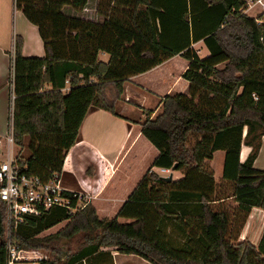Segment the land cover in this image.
<instances>
[{
  "label": "trees",
  "instance_id": "16d2710c",
  "mask_svg": "<svg viewBox=\"0 0 264 264\" xmlns=\"http://www.w3.org/2000/svg\"><path fill=\"white\" fill-rule=\"evenodd\" d=\"M88 1L14 0L45 50L43 57H24L21 37L14 39L16 162L44 180L60 173L90 105L117 115L114 103L126 79L180 55L188 62L181 75L188 92L165 95L161 113L140 127L157 150L152 167L175 166L183 177L166 181L150 171L113 217H99L90 203L73 214L53 208L25 216L12 228L14 243L48 248L49 237L38 235L65 220L51 244L78 236L76 248L38 264H77L102 247L150 264H264V233L258 245L238 241L250 210L264 209V170L253 168L264 135V22L257 21L264 18L244 14V0H97L95 19L85 12ZM197 42L207 56L193 49ZM242 144L251 152L240 163ZM217 150L224 151L222 178L236 204L230 214L213 205L216 182L208 161ZM4 229L0 200V264Z\"/></svg>",
  "mask_w": 264,
  "mask_h": 264
},
{
  "label": "crops",
  "instance_id": "0c3cea01",
  "mask_svg": "<svg viewBox=\"0 0 264 264\" xmlns=\"http://www.w3.org/2000/svg\"><path fill=\"white\" fill-rule=\"evenodd\" d=\"M96 4L97 0H89L85 12L98 19ZM16 36L22 39L21 53L24 57L44 56L37 27L15 8L14 0H0V155L5 145L6 159L9 156L6 134L13 96L11 50ZM108 57L104 52L98 54L103 62H107ZM177 57L181 56L170 57L152 69L126 79L123 91L114 103L117 115L90 105L78 129L74 146L65 154L60 172L62 188L89 196V202L94 205L99 217H113L117 213L140 180L139 174L142 176L146 170H160L151 165L157 150L142 136L140 125L145 119H154L161 113V99L165 95L188 92V82L181 77L188 62L184 69L173 71L171 62ZM107 92L114 95L113 86L110 85ZM14 147L12 144L13 156ZM250 152V146L241 145L240 163L245 162ZM215 159L218 160L217 168L214 167ZM0 161L4 160L0 158ZM223 161L222 150L215 151L208 161L216 182L215 194L219 192V197H214L213 201L216 208L215 204L233 200L232 195L226 193L228 182L222 178ZM253 168L264 170V135ZM216 170H219V176ZM171 174L172 180H177L175 178L179 174L180 179L183 177L182 171L171 170ZM233 205H236L234 201ZM118 221L131 222L124 218H118ZM263 233L264 209L253 207L238 233V241L248 240L258 245ZM77 264L150 263L136 255L121 254L114 247H102L99 254Z\"/></svg>",
  "mask_w": 264,
  "mask_h": 264
},
{
  "label": "built area",
  "instance_id": "2783aa9c",
  "mask_svg": "<svg viewBox=\"0 0 264 264\" xmlns=\"http://www.w3.org/2000/svg\"><path fill=\"white\" fill-rule=\"evenodd\" d=\"M259 4L264 12V0H244V12ZM257 19V18H256ZM258 23L264 20H258ZM14 55V42L11 56ZM69 86L66 85L64 91ZM14 96H12L11 101ZM11 117V116H10ZM12 119L9 118L6 140L9 145V156L0 161V200L4 203V223L6 230L5 264H31L33 260H42L33 251L19 248L13 241L11 231L25 216H40L53 208H65L69 214L83 208L89 201V196L67 192L61 186L60 173H54L49 179L44 180L37 175L28 174L19 166L12 155L13 144ZM162 173H169L170 169L160 168ZM73 202H75L73 204ZM82 203V206H81ZM33 263V262H32ZM33 264H38L33 263Z\"/></svg>",
  "mask_w": 264,
  "mask_h": 264
},
{
  "label": "rangeland",
  "instance_id": "374dc122",
  "mask_svg": "<svg viewBox=\"0 0 264 264\" xmlns=\"http://www.w3.org/2000/svg\"><path fill=\"white\" fill-rule=\"evenodd\" d=\"M66 11L67 13H71V14H77V12H74L73 9L67 7L66 8ZM244 14H246L247 16H250V17H253V18H264V12L261 10V7L259 4H255L254 7H252L251 9L247 10V12H244V10H242ZM261 16V17H260ZM193 49L197 52V54L203 58L205 56L208 55V51L207 49L205 48V46L200 42V43H194L193 45ZM105 58V57H104ZM187 63V61L182 58V57H177L176 59H174L173 62H171V64H173V71L174 70H181V69H184L185 67V64ZM219 68H222L223 67V64H220L218 65ZM63 92H65L63 90ZM108 97H113V94H111L110 92L108 93ZM5 145L3 146V149H2V154L0 155V158L2 160H5L6 159V149H5ZM16 151H17V148L14 147V155H16ZM217 162L218 160L215 159L214 161V167L217 168ZM150 171L149 170H146V172L142 173L143 175L141 176L139 174V177H143L144 175L148 174ZM153 172V171H152ZM155 172V171H154ZM157 175L159 176H168L170 173H171V170L169 171V173H162L160 170H157L155 172ZM216 175L219 176L220 175V172L219 170H216ZM140 178V179H141ZM175 179H180V174L179 176H176ZM139 181H137L138 183ZM228 184V189L226 191L227 194H231V190H232V185L230 183H227ZM216 197H219V192H217L215 194V198ZM230 201H227L226 202H222V203H219V204H215V206H217V208L219 207H222L224 208L229 214L232 213L233 209H234V205H233V200L232 199H229ZM87 203H90L89 201ZM92 204V203H90ZM81 206H82V203H81ZM80 210V208L78 209ZM77 210V211H78ZM75 211V212H77ZM73 214V213H72ZM67 221L63 220V221H60L59 223L53 225L52 227H50L49 229H46L44 231H42L38 236L39 237H49V240H48V245L49 246L48 248H39L38 250H30V251H33L36 256H41L42 259H53L55 254H58L60 251H65V250H68V249H74L76 248L77 246V240H78V236H75V239L74 240H70V241H67L65 239H60L59 241L51 244V239H54L53 236L54 234H56L57 232H59L61 229H63L66 225ZM4 230H6V225L4 223ZM46 246V247H47ZM59 249V250H58ZM33 263H37L38 260H33L32 261ZM31 262V264H33Z\"/></svg>",
  "mask_w": 264,
  "mask_h": 264
},
{
  "label": "water",
  "instance_id": "95a60500",
  "mask_svg": "<svg viewBox=\"0 0 264 264\" xmlns=\"http://www.w3.org/2000/svg\"><path fill=\"white\" fill-rule=\"evenodd\" d=\"M171 170H175V166H173ZM162 178L165 179L166 181H170L172 180V174L170 173L168 176H162Z\"/></svg>",
  "mask_w": 264,
  "mask_h": 264
}]
</instances>
